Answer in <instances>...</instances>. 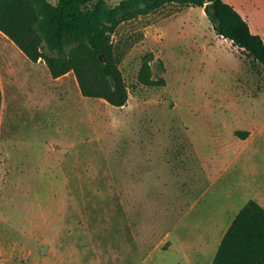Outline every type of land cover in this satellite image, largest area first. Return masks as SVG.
<instances>
[{
  "label": "rangeland",
  "instance_id": "rangeland-1",
  "mask_svg": "<svg viewBox=\"0 0 264 264\" xmlns=\"http://www.w3.org/2000/svg\"><path fill=\"white\" fill-rule=\"evenodd\" d=\"M227 1L264 38V0ZM107 31L123 106L83 95L74 71L53 79L0 30V264H137L211 175L264 197V66L202 6L167 3ZM145 58L165 85L138 82Z\"/></svg>",
  "mask_w": 264,
  "mask_h": 264
},
{
  "label": "trees",
  "instance_id": "trees-1",
  "mask_svg": "<svg viewBox=\"0 0 264 264\" xmlns=\"http://www.w3.org/2000/svg\"><path fill=\"white\" fill-rule=\"evenodd\" d=\"M167 3L202 6L216 32L230 39L243 54L264 66V38L227 0H104L92 7L86 0H0V30L29 59H43L53 77L74 71L83 95L100 97L115 106L128 101L130 91L108 28L133 14H146ZM138 82L166 84L153 78L144 59ZM0 82V116L3 104ZM213 264H264V206L250 199L223 236Z\"/></svg>",
  "mask_w": 264,
  "mask_h": 264
},
{
  "label": "crops",
  "instance_id": "crops-1",
  "mask_svg": "<svg viewBox=\"0 0 264 264\" xmlns=\"http://www.w3.org/2000/svg\"><path fill=\"white\" fill-rule=\"evenodd\" d=\"M64 75L53 77L51 74L53 79H60ZM2 101L4 108L5 87ZM204 173L203 170L198 177L200 181L206 179ZM235 178L237 175L222 181V173L211 175L205 187L200 186L183 201L180 215L173 221L165 237L137 264H213L223 236L241 208L250 199L264 206V197H246V191ZM178 223L180 231L176 229Z\"/></svg>",
  "mask_w": 264,
  "mask_h": 264
}]
</instances>
